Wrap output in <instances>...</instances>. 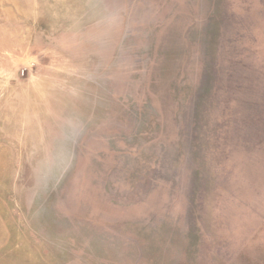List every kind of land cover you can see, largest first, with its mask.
<instances>
[{"label": "rangeland", "instance_id": "obj_1", "mask_svg": "<svg viewBox=\"0 0 264 264\" xmlns=\"http://www.w3.org/2000/svg\"><path fill=\"white\" fill-rule=\"evenodd\" d=\"M0 264H264V0H0Z\"/></svg>", "mask_w": 264, "mask_h": 264}]
</instances>
